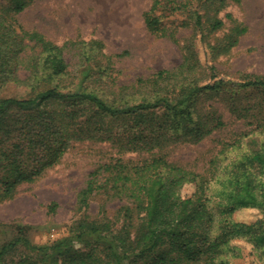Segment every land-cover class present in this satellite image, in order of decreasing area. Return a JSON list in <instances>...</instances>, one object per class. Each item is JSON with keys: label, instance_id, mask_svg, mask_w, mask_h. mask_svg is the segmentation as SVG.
I'll use <instances>...</instances> for the list:
<instances>
[{"label": "trees", "instance_id": "trees-1", "mask_svg": "<svg viewBox=\"0 0 264 264\" xmlns=\"http://www.w3.org/2000/svg\"><path fill=\"white\" fill-rule=\"evenodd\" d=\"M231 1L242 0H205L206 14L194 12V30L215 58L231 52L247 32L236 24L221 44L209 43L224 23L206 21L208 14ZM34 2L0 0V88L13 83L31 91L26 99H0V185L13 197L77 143L109 144L116 153L78 193V209L86 214L67 236L48 246L18 238L1 256L23 245L31 253L20 264H233L242 257L235 242L243 240L264 264V75L233 79L215 67L202 73L195 47L185 45L178 67L123 87L117 61L127 52L108 54L101 40L58 45L25 29L19 16ZM177 2L153 0L144 15L151 34H167L162 19L182 8ZM249 92L259 101L245 104ZM214 101L224 102L248 130L222 142L204 173L169 160L172 148L199 145L226 127ZM187 187L194 192L185 194ZM98 194L105 204L92 218L88 210ZM241 209H257L263 218L238 222L234 214Z\"/></svg>", "mask_w": 264, "mask_h": 264}, {"label": "rangeland", "instance_id": "rangeland-1", "mask_svg": "<svg viewBox=\"0 0 264 264\" xmlns=\"http://www.w3.org/2000/svg\"><path fill=\"white\" fill-rule=\"evenodd\" d=\"M204 1L178 0L182 8L164 14L162 24L167 34L162 37L151 34L145 24L144 15L150 11L153 0H35L19 16V21L25 29L40 31L58 45L68 41L101 40L108 54L127 52L117 61L120 70L118 84L123 87L134 84L139 77L148 78L159 71L178 67L184 60L185 45L195 47L202 73L207 74V69L215 67L216 74L233 79L246 74L264 75V0L231 1L222 11L208 14L206 21L216 17L224 23L223 29L211 36L209 43L212 45L221 44L226 33L236 24L247 29L238 45L229 53L222 52L218 58L194 30V12L200 11L202 15L207 12ZM156 15L161 16L162 11ZM205 28L209 27L205 25ZM247 94L252 95L245 104L259 101L257 92ZM29 96L30 89L13 83L0 88V99L22 100ZM214 102L226 127L199 145L172 148L169 160L204 173L221 150L222 142L231 141L248 130L246 122L232 116L224 102ZM245 149L246 145L240 150ZM115 153L109 144L77 143L60 164L37 182L21 185L13 197H9L0 185V252L18 238L37 246H48L67 236L86 214L78 209V193L85 187L91 172L100 163L114 158ZM235 154L236 151L229 157ZM126 158L139 160L143 156L128 155ZM193 192L194 187H187L184 191L187 195ZM103 204V194L94 196L88 214L92 218L97 216ZM110 207L113 213L120 204L113 203ZM262 218L263 214L257 209H241L234 214L236 221L244 223H255ZM235 245L241 248L242 257L233 264H262L249 243L240 240ZM29 253L28 248L19 245L3 256L0 254V264H20Z\"/></svg>", "mask_w": 264, "mask_h": 264}]
</instances>
